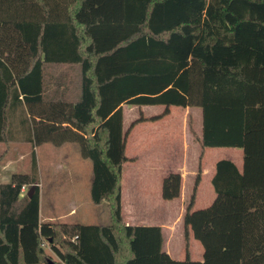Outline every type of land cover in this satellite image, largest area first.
<instances>
[{
    "label": "trees",
    "instance_id": "obj_1",
    "mask_svg": "<svg viewBox=\"0 0 264 264\" xmlns=\"http://www.w3.org/2000/svg\"><path fill=\"white\" fill-rule=\"evenodd\" d=\"M124 104L164 110L124 130ZM171 106L201 110L202 149L242 150L241 170L215 163V198L192 210L196 174L183 234L201 261L171 258L161 227L122 217L127 135ZM0 142L31 145L28 173L0 182V264H264V0H0ZM44 143L78 145L107 224L40 220ZM180 190L168 173L162 198Z\"/></svg>",
    "mask_w": 264,
    "mask_h": 264
},
{
    "label": "rangeland",
    "instance_id": "obj_2",
    "mask_svg": "<svg viewBox=\"0 0 264 264\" xmlns=\"http://www.w3.org/2000/svg\"><path fill=\"white\" fill-rule=\"evenodd\" d=\"M122 109L123 128L126 130L140 115L144 117L160 114L164 106L124 104ZM164 118L166 120L153 126L149 122H141L127 135L125 154L129 161L124 164L122 173L124 216L127 218L128 209L132 210L137 217V225L149 224L147 219L154 217L155 221L153 219L151 223L163 226L162 249L171 258L185 259L188 249L191 260L200 261L203 247L191 233L185 240L182 224V216L192 194L198 164L202 162L205 176L192 210L206 208L214 199L211 184L207 180L209 168L221 159H231L242 166V153L238 148H205L201 156V149L198 148L201 128L199 108L171 107L169 115ZM150 124L153 128L148 130ZM7 148L0 144V182L9 181L13 173L29 171L31 145L14 144ZM149 148L151 155L148 153ZM35 155L40 189V220L81 224L109 222L106 203L94 205L91 202L89 194L92 180L91 163L80 156L76 143H64L57 147L44 143L35 147ZM179 162H182L184 169L187 170L183 175L180 196L173 200H164L158 191L156 198V189L153 191L155 185L153 189H148L151 183L148 174L173 171ZM154 182L155 180L152 184ZM145 201L151 203L144 205ZM127 203L135 204L132 207ZM44 248L46 253L57 261L48 245L45 244Z\"/></svg>",
    "mask_w": 264,
    "mask_h": 264
},
{
    "label": "crops",
    "instance_id": "obj_3",
    "mask_svg": "<svg viewBox=\"0 0 264 264\" xmlns=\"http://www.w3.org/2000/svg\"><path fill=\"white\" fill-rule=\"evenodd\" d=\"M171 107H175V106H171ZM171 107L169 108V110H171ZM178 108H180V107H178ZM189 108H191V107H186V108H182V109H189ZM193 109H195V108H193ZM157 115H159V114H157ZM169 115V114H168ZM168 115H166V116H168ZM152 116H155V114L154 115H150V116H144L145 118H150V117H152ZM166 116H164V117H166ZM160 118V119H158V120H155V121H150V120H145V121H143V122H149V123H151L152 124V126H153V124H156L157 122H162L163 120H166V118ZM139 123H141V122H139ZM139 123H137V124H139ZM136 124V125H137ZM151 124L148 126V130H150V129H152L153 127L151 126ZM201 136V128H200V134L198 135V139H199V137ZM199 141V140H198ZM146 142V141H145ZM0 144H3V145H5L6 146V148L8 147V146H10V145H14V144H26V143H17V142H14V143H10L9 145H6V144H4V143H2V142H0ZM146 145H147V143H146ZM200 147V149H201V156H203V150L204 149H202L201 148V146H200V143H199V146H198V148ZM8 149V148H7ZM6 149V150H7ZM241 150V149H240ZM148 153H150L149 155H151L152 153L150 152V148H149V152ZM241 153H242V150H241ZM7 160H10V159H6V161ZM228 160H230V161H232L234 164H235V166L238 168V170H241L242 169V166H239L234 160H231V159H228ZM5 161V162H6ZM217 162V161H216ZM215 162V163H216ZM215 163L213 164V166H211L210 168H209V170H208V174H207V180L209 181V183L211 184V179H212V176L214 175V172H215ZM184 165H183V163L182 162H179V164H178V167L177 168H175L173 171L172 170H168L167 172H165L164 174H155V173H150L151 174V176H150V174H148V180H150L151 181V183L149 184V186H148V189L149 188H152L153 189V185H155L156 186V188H155V186H154V189H153V191H155V189H156V191H155V193H156V198L158 197V191H159V194H160V196H161V185H162V180H163V178L168 174V173H170V172H177V173H179L180 175H181V187H182V180H183V175H185V173L187 172V170H185L184 169V167H183ZM198 171L200 172V181H199V183H198V185H197V188H196V192H195V198H194V201H195V199L197 198V196L199 195V191H200V188H201V184H202V181H203V179H204V176H205V168H204V166L202 165V162L200 163V164H198V169H197V171H196V174L198 173ZM195 172V171H194ZM10 179V178H9ZM155 180V182H154V184H152V182ZM8 182V181H7ZM134 185V184H133ZM133 185H131V186H133ZM135 186V185H134ZM211 187H212V191H213V193H214V198H215V192H214V189H213V186H212V184H211ZM158 189V190H157ZM211 190V189H210ZM209 192H211V191H209ZM180 194H181V190H180ZM161 198H162V196H161ZM214 200V199H213ZM39 201H40V199H39ZM146 202V201H145ZM144 202V203H145ZM213 202V201H212ZM150 204L151 202H146L144 205H146V204ZM134 204L135 203H127V205H129V206H134ZM147 204V205H148ZM193 204H194V202H193ZM192 207H193V205H192ZM121 208H122V217H123V220L126 222V224H129V225H137V217L135 216V214L134 213H132V210H129L128 209V212H127V218L124 216V209H123V204H122V197H121ZM133 209V208H132ZM192 209V208H191ZM185 210H186V208H185ZM184 213H185V211H184ZM183 216H184V214H183ZM183 216H182V219H183ZM129 218V219H128ZM150 218V219H149ZM147 220H148V223L149 224H145V225H148V226H153V225H155V224H153V223H151L152 221H153V219H154V221H155V218L153 217H149ZM50 219H46L45 221H49ZM41 221H44V220H41ZM182 224H183V222H182ZM142 225H144V224H142ZM155 226H159V227H161V230H162V234L164 235V233H163V226L162 225H155ZM191 232H189V234H190ZM189 237V236H188ZM190 257V259H191V256H189ZM202 257H203V254H202ZM202 260V258L200 259V261Z\"/></svg>",
    "mask_w": 264,
    "mask_h": 264
},
{
    "label": "water",
    "instance_id": "obj_4",
    "mask_svg": "<svg viewBox=\"0 0 264 264\" xmlns=\"http://www.w3.org/2000/svg\"><path fill=\"white\" fill-rule=\"evenodd\" d=\"M33 188H30L27 192V196L30 197L32 194ZM48 264H55L53 261H48Z\"/></svg>",
    "mask_w": 264,
    "mask_h": 264
},
{
    "label": "built area",
    "instance_id": "obj_5",
    "mask_svg": "<svg viewBox=\"0 0 264 264\" xmlns=\"http://www.w3.org/2000/svg\"><path fill=\"white\" fill-rule=\"evenodd\" d=\"M25 191H26V190H25V188H24V187H22V188H21L20 195H23V194L25 193ZM43 246H45V244H43Z\"/></svg>",
    "mask_w": 264,
    "mask_h": 264
}]
</instances>
